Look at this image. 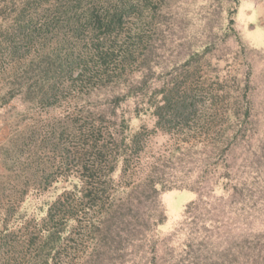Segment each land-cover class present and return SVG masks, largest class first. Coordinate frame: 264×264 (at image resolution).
I'll return each mask as SVG.
<instances>
[{"label": "trees", "instance_id": "1", "mask_svg": "<svg viewBox=\"0 0 264 264\" xmlns=\"http://www.w3.org/2000/svg\"><path fill=\"white\" fill-rule=\"evenodd\" d=\"M234 3L223 8L227 18L217 28L222 42L235 35ZM141 6L135 0H0V106L19 99L26 112L65 107L44 134L31 131L16 144L19 155L29 153L28 159L37 161L41 153L52 162L48 174L39 169L32 177L41 181L9 197L13 201L5 200L2 189L0 264H55L70 239L86 246L81 253L94 264H107L113 256L122 258H115L116 264H150L153 259L143 256L153 247L150 236L166 221L160 193L172 189L195 191L196 198L169 240L176 247L171 260L162 264H201L197 254L207 247L209 215L216 208L205 202L200 187L216 176L212 160L237 148L250 132L251 108L236 91L233 101L227 100L218 74L207 82L198 72L213 39L185 41L188 52L165 73L151 60L130 71L124 31ZM243 77L246 84L249 76ZM149 79L158 84L149 85ZM217 100L225 104L222 114ZM147 113L155 129L189 132L194 141L154 162L143 178L123 183L147 129L132 130L131 121ZM207 113L213 121H205ZM239 149L242 161L217 175L213 188L224 193L223 208L247 224L264 210V131L253 145L241 143ZM9 172L4 165L2 174L10 178ZM56 172L59 178L52 176ZM61 182L56 197H45L38 206L43 216H29L32 194L39 198ZM221 244L224 251L214 253L217 264H264V231L241 235L234 246Z\"/></svg>", "mask_w": 264, "mask_h": 264}, {"label": "rangeland", "instance_id": "2", "mask_svg": "<svg viewBox=\"0 0 264 264\" xmlns=\"http://www.w3.org/2000/svg\"><path fill=\"white\" fill-rule=\"evenodd\" d=\"M236 1L235 14L231 17L235 35H231L225 42H222L221 31L217 28L223 25L227 18L223 13L225 10L223 8L234 7ZM135 2L142 6L138 16L129 18L124 31L129 51L130 71L142 70L151 60L159 61L165 73L164 70L168 65H176L188 52V44L185 41L189 45H194L195 39L199 42H203L204 39H213L215 44L210 47L204 59L200 60L198 72L206 77L207 82L214 80L212 78L218 74L219 80L224 82L221 84L225 87L224 93L227 100L231 103L236 91L242 96L241 101L244 103L246 101L251 108V117L248 121L250 132H246L239 138L237 148L233 147L228 153L212 160L217 165L216 176L203 182L200 187L201 192L206 196L205 202H209L210 208H216V210L209 215L210 228L206 235L210 239L205 241L207 247L197 255L200 257L201 264H217L219 263L218 257L214 253L224 251L221 243L234 246L240 242L241 235L264 231V210L262 214L249 218L250 223L244 224L243 217L238 219L223 208L226 197L222 191L213 188V181L217 175H221L228 166L239 164L242 161L244 155L239 145L241 143L253 145L264 131V0H135ZM209 14L212 16L209 17ZM214 31L218 33L215 34ZM205 32L214 37L205 36ZM202 33L203 37L197 38ZM65 47H67L66 44ZM158 72H156V77H158ZM244 75L249 76L246 84ZM158 81V79L148 80L149 85L158 84ZM245 86H247V91L244 89ZM221 101L219 100L215 105L219 114L223 113L221 107H225ZM26 108L19 99L0 106V193L5 188L3 197H8L5 200L13 201L14 198L9 197H15L24 188H31L38 184L41 180L34 179L32 176L36 172L39 173V169L45 170L44 174L47 175L48 168L51 166L49 163L52 162V159L47 160L46 155L41 153L39 155L42 160L37 161L32 160L31 157L28 159L29 153L19 155L16 144L31 131H35L37 137L42 132L44 134L45 126L51 118L58 120L65 114L64 106L34 112H26ZM204 118L205 121H213L209 113L204 115ZM217 121L221 122L222 118L220 117V120L217 118ZM131 125L132 130L140 126L147 129L145 138L142 139L143 149L138 157L134 158L133 170L121 180L123 183H132L143 178L154 162L170 156L179 147L186 148L184 142L194 141L195 138V134L185 131H173L166 134L155 129V120L150 113L132 119ZM219 145L220 149L221 144ZM48 155L51 156V154ZM177 155L181 156L178 153ZM41 162L43 165L39 164ZM4 165L12 170V173H8L10 178L2 174ZM58 173L52 176L59 178ZM30 176L31 178L28 179ZM117 176L119 173L116 174V178ZM63 186V182L58 183L54 187L55 190L39 198H34L32 194L31 200L26 202V204H31L29 205V216L42 217L44 213L39 212L38 206L45 197L47 200L55 198ZM13 189L19 191L15 192ZM195 198L196 192L189 189H172L160 193L166 221L158 227L156 233L151 234L153 247L146 250L143 255L145 256L144 261L153 259L150 264H162L171 260V252L176 247L173 245L174 240H169L182 223L186 208ZM190 223L192 220L188 222L189 225ZM196 226H198V221L194 223V228ZM83 247L86 246L79 240L70 239L59 249L54 260L55 264H94L88 255L81 253L84 250ZM115 258L119 259L113 256L106 263L116 264ZM120 261H122L121 257L117 262Z\"/></svg>", "mask_w": 264, "mask_h": 264}]
</instances>
